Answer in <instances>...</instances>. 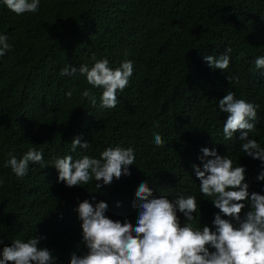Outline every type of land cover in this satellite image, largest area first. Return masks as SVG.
<instances>
[{
    "label": "trees",
    "instance_id": "1",
    "mask_svg": "<svg viewBox=\"0 0 264 264\" xmlns=\"http://www.w3.org/2000/svg\"><path fill=\"white\" fill-rule=\"evenodd\" d=\"M0 34L12 45L0 57V252L14 239L43 237L38 247L50 251L53 264H70L73 253L87 251L78 204L104 201L106 216L135 225V193L145 181L155 197L194 196L192 226L212 227L215 197L200 192L192 167H202L203 147L244 166L249 192L264 195V181L256 179L261 161L241 151L239 137L247 130L225 140L228 114L218 107L229 91L256 105L249 138L264 148V69L255 66L264 56V0H39L38 12L21 15L0 0ZM222 54L230 56L225 72L204 59ZM93 55L107 58L112 69L133 62L115 108L99 107L103 89L86 77L61 74L65 67L91 66ZM85 89L96 106L81 95ZM155 133L163 147L155 145ZM76 137L90 147L73 151ZM116 146L135 150L131 175L100 189L94 178L72 188L58 182L56 158H99ZM30 148L43 153V163H30L28 174L17 178L5 164L10 154L19 159Z\"/></svg>",
    "mask_w": 264,
    "mask_h": 264
},
{
    "label": "clouds",
    "instance_id": "2",
    "mask_svg": "<svg viewBox=\"0 0 264 264\" xmlns=\"http://www.w3.org/2000/svg\"><path fill=\"white\" fill-rule=\"evenodd\" d=\"M3 3L16 15L39 11V0H3ZM8 39L6 34H0V57L12 48ZM230 52V48L226 50V53ZM204 59L212 69L223 72L230 64L228 54L219 58L207 55ZM92 60L91 66L65 67L61 74L74 76L78 73L86 77L88 84L103 89L99 107L115 108L117 92L128 86L133 74V62L124 60L112 69L107 58L97 60L93 55ZM255 66L264 69V56L256 58ZM227 79L229 83L234 79L238 82L237 77ZM66 95L71 97L72 92ZM81 95L96 106L97 98L90 90L85 89ZM218 107L220 112L228 114L223 125L224 139L231 140L237 131L247 130L241 131L239 137L241 151L261 161L264 169V148L249 138V133L256 127L257 106L244 99H236L235 93L229 91L219 99ZM154 143L158 147L164 146L159 133L154 134ZM71 146L75 151L77 147L88 149L90 144L81 143L76 137ZM201 152L202 167H192L200 182V192L205 197H215L209 201L219 210L214 214L212 227L205 224L200 230L192 226L198 207L194 196H181L175 201L166 196L155 197L145 181L135 193L134 207L138 211L135 225L128 220L121 222L106 216L108 204L104 201L93 205L85 199L78 204L76 212L82 222L83 244L87 251L83 255L73 253L70 264H264V195L249 192L244 166L233 167L232 160L219 155L215 148L203 147ZM30 163L42 164L43 153L30 148L19 159L10 154L5 166L22 179L28 174ZM134 164L135 150L120 146L106 148L99 158L84 155L74 161L71 155H65L54 161L58 182L69 188L88 184L93 178L97 189L111 185L114 178L119 180L122 175H131L129 166ZM256 179L264 181V170ZM246 205L249 210L242 216ZM178 212L185 218L183 226ZM40 239L43 237H31L26 242L14 239L0 252V264H53L54 257L50 251L38 247Z\"/></svg>",
    "mask_w": 264,
    "mask_h": 264
}]
</instances>
